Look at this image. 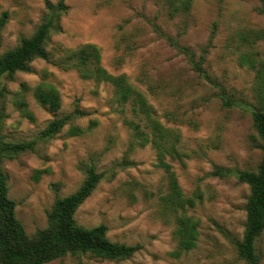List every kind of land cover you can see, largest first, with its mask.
I'll use <instances>...</instances> for the list:
<instances>
[{
    "label": "rangeland",
    "instance_id": "obj_1",
    "mask_svg": "<svg viewBox=\"0 0 264 264\" xmlns=\"http://www.w3.org/2000/svg\"><path fill=\"white\" fill-rule=\"evenodd\" d=\"M60 1L67 10L46 43L50 60H35L30 73L0 81V141L34 145L2 163L8 198L26 235L46 227L55 199L75 193L92 168L102 179L78 208L77 225L102 224L109 242L141 249L122 261L71 255L48 264H245L236 249L250 191L234 174L256 171L262 152L252 120L258 110L255 73L239 57L264 62V0H0V16L8 14L0 53L31 37L50 12L47 3ZM85 45L99 49L104 71L124 75L176 138L177 155L165 161L184 196L202 197L186 211L198 222L196 246L179 257L171 256L176 214L163 206L166 175L145 120L134 116L131 102L115 101L110 84L58 65ZM181 48L193 52L202 73ZM46 86L59 94L56 112L35 98V89ZM76 109L85 116L73 124L86 129L96 122L92 130L70 137L67 125L51 139L41 138L51 121ZM126 121L139 125L147 146ZM215 168L231 174L213 176ZM37 171L43 173L35 181ZM255 246L264 264V231Z\"/></svg>",
    "mask_w": 264,
    "mask_h": 264
},
{
    "label": "trees",
    "instance_id": "obj_2",
    "mask_svg": "<svg viewBox=\"0 0 264 264\" xmlns=\"http://www.w3.org/2000/svg\"><path fill=\"white\" fill-rule=\"evenodd\" d=\"M47 8L50 10L48 16L31 37L22 39L15 49L0 53V81L3 77L12 76L17 72L30 73L29 65L35 60H50L45 49L46 43L51 31L59 32V16L66 12L67 7L60 1L55 6L47 3ZM7 20L8 14L2 13L0 48L1 34ZM181 50L189 56L195 70L202 73L201 63L192 60L193 52L187 48ZM239 62L255 73L258 110L252 112V120L262 158L256 171H237L234 174L237 181L247 185L250 191L245 205L243 236L236 250L238 258L245 264H260V256L255 244L264 231V62L255 63L244 55L239 57ZM58 65L78 72L84 80L110 84L113 87L115 101L123 106L131 102L134 116L145 120V127L152 137V147L158 155L157 166L163 169L166 175L168 193L162 200L163 206L166 211L176 214L173 238L177 243V250L171 253V256L176 258L194 249L198 238V222L187 216L186 211L200 203L202 197L199 194L184 196L171 166L165 161L166 155H177L174 148L176 138L173 137L172 132L158 122L154 109L148 104L144 95L133 88L124 75L113 76L104 71L100 65V51L96 46L85 45L72 50L66 61H60ZM34 95L40 105L53 112L59 110L60 97L53 87H37ZM223 105L229 106V103L224 102ZM83 116L85 114L76 109L69 115L51 121L40 136L42 139H51L68 125L67 135L79 137L96 126V122H91L86 129H83L73 124L76 119ZM126 124L139 136L142 146L149 144L147 135L142 137L139 135L138 124L131 121H126ZM33 147L32 142L0 141V264H48L71 255L72 257L89 255L110 261H122L130 259L141 249L139 245L126 246L109 242L106 238L108 229L102 224L91 229L77 225L74 217L78 208L89 198L102 179V174L96 173L92 168L86 172L84 182L75 193L55 199L47 215L46 227L37 230L31 237L27 236L22 224L15 217V202L8 198L2 163L4 158L13 159L21 153L33 151ZM42 173V171L35 173V181L39 180ZM229 174L230 171L221 168H215L212 173L217 177Z\"/></svg>",
    "mask_w": 264,
    "mask_h": 264
}]
</instances>
